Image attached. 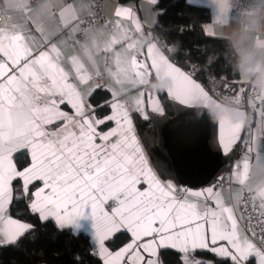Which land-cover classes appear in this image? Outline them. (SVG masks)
Returning <instances> with one entry per match:
<instances>
[{
  "label": "snow or ice",
  "instance_id": "6c2138e0",
  "mask_svg": "<svg viewBox=\"0 0 264 264\" xmlns=\"http://www.w3.org/2000/svg\"><path fill=\"white\" fill-rule=\"evenodd\" d=\"M158 3L150 0V10ZM7 5L0 8V18L6 21L0 25V248L17 247L35 234V223L11 213L14 202L22 201L27 214L42 226L50 219L58 229L82 228L80 221L89 222L91 260L76 254L73 264H264V181L256 188L246 183L253 152L264 166V95L250 99L261 126L258 137L249 131L244 140L242 122L223 116L214 121L221 154L232 153L242 139L247 149L243 171L237 164L232 173L241 185L236 203L225 201L219 185L200 191L177 187L162 179L166 165L154 169L150 164L135 118L147 122L156 114L163 117L164 92L179 105L207 108L212 97L196 79L204 69L192 65L190 71L183 70L173 59L177 49L150 31L149 43L132 50L126 61L119 53L114 56L116 72L109 69V75L119 87L93 85L98 76L84 57H66L57 34H45L39 27L42 13L54 16L58 11L65 27L75 21L73 31H80L86 21L77 6L62 0H47L36 9L26 0H7ZM12 11L26 13L25 22H12ZM113 14L117 32L121 18L131 19L144 32L132 7L117 5ZM28 21L44 37L39 45L25 31ZM118 43L114 35L98 50L107 52ZM62 59L70 61L74 77ZM153 79H166L168 84L147 89ZM126 82L133 87L125 88ZM101 88L110 93L111 101L92 103ZM133 90L137 95L130 100L121 98ZM245 91L240 88L241 97ZM26 104L27 134L23 129L13 134L11 111ZM64 105L71 111L63 110ZM104 108H110V114L101 115ZM110 122L115 126L103 131ZM245 190L250 206L241 204ZM117 240L120 245L112 250L109 245Z\"/></svg>",
  "mask_w": 264,
  "mask_h": 264
},
{
  "label": "crops",
  "instance_id": "0c3cea01",
  "mask_svg": "<svg viewBox=\"0 0 264 264\" xmlns=\"http://www.w3.org/2000/svg\"><path fill=\"white\" fill-rule=\"evenodd\" d=\"M186 1L194 5L204 6L208 9L209 19L202 24L205 34L210 36L225 37L231 42L234 51L239 57L237 81L239 86L252 79L257 88L256 95H264V0L252 3L244 12L235 11L228 4L227 0H212V4L210 3V0ZM26 2L32 9H36L39 8L40 5L46 3L47 0H26ZM62 2L73 3L77 6L80 9V16H83L89 7V0H62ZM117 5L132 7L139 18L140 23L143 25L144 32L137 30L135 25L132 23V20L127 18L120 19V31L117 32V18L113 14V9ZM7 6V0H0V8ZM102 14L103 18L96 21L90 28H88L84 33V37L81 39L76 37L78 30L73 31L74 28H77L76 22L73 21L65 27L64 22L60 19L58 11L54 16L42 13L39 27L43 29L45 34H57L56 40L63 41L61 49L66 57L81 54L86 62H88L89 67L93 72H103L106 78L105 86L119 87L118 85H115V78L109 75V69H111L113 73L116 72L114 56L119 53L122 61H126L132 50H139L141 46L146 45L147 42L150 41V35H148V33L154 23L156 10H150V0H104L102 5ZM8 15L12 17V22H25L24 17L26 13L12 11L8 13ZM5 22L6 21L3 18H0V25H3ZM25 31L28 35L35 37L36 45H39L44 39L42 34L37 31V25L31 23V21H28L25 24ZM114 35L116 40L119 41L116 47L110 48L107 52L99 51L98 49L104 48V46L113 39ZM105 54L108 55L107 62H104ZM144 55L140 56L141 60L144 59ZM62 66L66 71L72 73L74 77L75 74L72 72L70 61L62 59ZM92 83L95 85L94 80ZM150 83H148V89L150 88ZM124 87L130 88L133 87V85L130 82H126ZM248 106L253 111L250 101L248 102ZM257 107H259L258 104ZM62 108L65 111H71L70 107L67 105L62 106ZM23 111H26L28 116L27 118L19 119L17 117V113ZM255 118L257 119V123L255 124L252 123L253 120L249 123L245 122V131L242 134L244 140L249 139V131H251L254 136L258 137L260 135L261 126L258 117H256L254 113V119ZM29 119L30 113L27 104L23 108H14L11 111L13 134L17 129H23L25 134H27L28 129L25 125ZM113 126H115L114 122H110L107 126L103 127V131ZM138 139L140 140L139 136ZM244 140L242 139L239 142L237 150L235 149L228 163L222 167V172H220L221 168L216 174L217 178H213L214 181H212V179L204 185L189 187L187 185H181L173 179L165 178V180H171L177 187H184L190 191H200L212 185H219V190L223 192L225 201L235 204L237 193H239L241 185L233 178L232 173L234 172L235 165L237 164L240 165V171H243L245 154L247 152ZM140 143L145 150L141 140ZM248 159L250 163L251 175L246 183H250L253 188H256L260 181H264V166L257 162L255 152H253ZM221 177H223L222 181L220 180ZM141 187H146V185H142ZM244 192H247V190ZM192 199L195 200V198ZM200 199L202 202L203 198L201 197ZM80 223L83 225L82 228H77L74 225L69 227L73 231L86 232L91 240V244L93 245L91 230L88 227L89 222L82 220Z\"/></svg>",
  "mask_w": 264,
  "mask_h": 264
},
{
  "label": "trees",
  "instance_id": "16d2710c",
  "mask_svg": "<svg viewBox=\"0 0 264 264\" xmlns=\"http://www.w3.org/2000/svg\"><path fill=\"white\" fill-rule=\"evenodd\" d=\"M155 10V20L150 31L154 36L166 41L167 45L177 49L178 54L173 57L174 62L185 71L192 65L202 67L204 71L200 72L196 79L205 89L222 103L240 107L241 101L235 97L240 88L237 82L239 57L229 39L204 33L202 24L209 19L208 9L186 0H159ZM161 11L163 14L157 15ZM151 82L155 83L154 89H158L156 80ZM225 84L230 87L226 89ZM106 100L110 101L111 95L103 88L91 98L92 103L97 105ZM160 100L167 113L172 114L165 93L160 94ZM109 111L110 108H104L100 114L104 115ZM135 121L138 136L154 169L166 165L167 170L161 174L162 179L177 181L170 162L155 144L156 133L151 120L144 122L136 117ZM222 170L223 168L220 172ZM11 213L14 217L31 220L37 227L35 234H29L22 239L19 246L0 248V264H73V256L76 254L83 255L87 261L91 260L88 252L92 244L86 232L73 231L70 227L58 229L55 221L51 219L42 226L36 217L27 214L26 202H14ZM119 245L120 241L117 240L109 246L115 249Z\"/></svg>",
  "mask_w": 264,
  "mask_h": 264
},
{
  "label": "water",
  "instance_id": "95a60500",
  "mask_svg": "<svg viewBox=\"0 0 264 264\" xmlns=\"http://www.w3.org/2000/svg\"><path fill=\"white\" fill-rule=\"evenodd\" d=\"M167 84L166 79L156 80L157 88ZM164 93L172 114H168L163 106V117L156 114L150 118L156 133L155 144L170 162L179 184L204 185L228 163L235 151L225 156L218 150L219 127L214 121L223 116L233 122H242L244 126L245 109L224 104L210 93L212 100L207 108H190L170 101Z\"/></svg>",
  "mask_w": 264,
  "mask_h": 264
},
{
  "label": "built area",
  "instance_id": "2783aa9c",
  "mask_svg": "<svg viewBox=\"0 0 264 264\" xmlns=\"http://www.w3.org/2000/svg\"><path fill=\"white\" fill-rule=\"evenodd\" d=\"M65 1H70V0H65ZM104 0H89V7L87 12L83 15L80 16L82 20H85L86 22L84 24L79 25V28L81 29L80 31H77L76 37L78 39H81L84 37L85 31L90 28L96 21L101 20L103 18L102 14V5H103ZM259 0H227L228 4L238 12H244L248 9L249 5L252 3H255ZM77 24V22H76ZM171 47V45H168ZM108 61V55H104V62ZM191 67L186 70L190 71ZM98 77L94 78L95 84H101V85H106V78L101 71L94 72ZM246 89L244 92L243 96H240V89L239 91L236 92L235 97L236 99H239L241 101V106L242 108L245 109L246 112V119L245 122L249 123L254 119V113L253 111L249 108L248 102L250 99H254L257 93V88L254 85L252 79L244 82L241 86ZM259 105V103L257 102ZM238 146L235 148L237 150ZM245 199L241 201V204L247 203L249 206L251 205L252 201L250 198V195L248 192L243 193ZM258 242V241H257Z\"/></svg>",
  "mask_w": 264,
  "mask_h": 264
},
{
  "label": "rangeland",
  "instance_id": "374dc122",
  "mask_svg": "<svg viewBox=\"0 0 264 264\" xmlns=\"http://www.w3.org/2000/svg\"><path fill=\"white\" fill-rule=\"evenodd\" d=\"M154 86H155V83L154 82H151L150 83V88L149 89H154ZM146 87H147V89H148V83L146 84ZM137 95V91L135 90V91H132V92H129L127 95H124V96H122L121 98L122 99H124V100H130L131 99V97H134V96H136ZM146 100V99H145ZM110 112H111V109H110V111L107 113V114H110ZM107 114H104V115H107ZM114 127V126H113ZM108 130V129H107ZM107 130H105V131H107ZM149 162H150V160H149ZM151 163V162H150ZM152 165V164H151ZM83 221H85V222H87L86 220H83Z\"/></svg>",
  "mask_w": 264,
  "mask_h": 264
},
{
  "label": "clouds",
  "instance_id": "9594fccd",
  "mask_svg": "<svg viewBox=\"0 0 264 264\" xmlns=\"http://www.w3.org/2000/svg\"><path fill=\"white\" fill-rule=\"evenodd\" d=\"M27 116H28V113H27L26 111L18 112V113H17V117H18L19 119L27 118Z\"/></svg>",
  "mask_w": 264,
  "mask_h": 264
},
{
  "label": "bare ground",
  "instance_id": "6f19581e",
  "mask_svg": "<svg viewBox=\"0 0 264 264\" xmlns=\"http://www.w3.org/2000/svg\"><path fill=\"white\" fill-rule=\"evenodd\" d=\"M240 89V88H239ZM239 89H238V91H239Z\"/></svg>",
  "mask_w": 264,
  "mask_h": 264
}]
</instances>
